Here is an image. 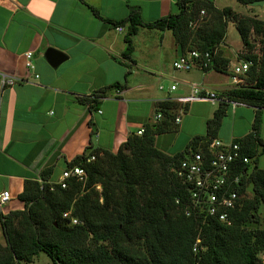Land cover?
I'll return each instance as SVG.
<instances>
[{"label":"trees","instance_id":"1","mask_svg":"<svg viewBox=\"0 0 264 264\" xmlns=\"http://www.w3.org/2000/svg\"><path fill=\"white\" fill-rule=\"evenodd\" d=\"M78 1L102 19L85 0ZM235 1L244 6L264 2ZM174 2L177 14L151 23L142 21L138 7H128L129 13L122 20H106L114 28L126 27L123 58L130 61L138 28L169 30L183 50L210 54V64L203 72L229 75L228 61L220 62L218 47L231 22L242 43L240 59L251 62L245 84L220 94L221 102L206 122L205 135L193 138L183 152L170 156L154 145L157 135L177 131L175 105L160 103L157 108L162 122L148 126L140 136H129L116 153L88 146L66 164L65 169L80 166L86 175L84 182L69 178L61 188L50 180L54 167L42 170L39 180L25 181L18 195L23 210L0 213L4 240L0 264H31L39 254L51 264H264V230L245 232L242 228L255 223L259 207L264 206V170L257 168L259 149L264 153L259 136L264 110V21L239 16L230 7L217 9L214 0ZM200 11L206 18L191 29L189 22L197 19ZM251 37L258 39L257 47ZM97 97L86 100L90 109L96 107ZM226 101L244 103L254 112L250 132L233 140L240 146L241 156L250 162L238 164L233 172L240 177V199L235 209L228 210L229 226L191 208L186 216L185 206L190 203L187 189L173 172L189 150L205 151L206 140L214 138L226 114ZM92 156L94 160L85 163ZM247 190L252 194L250 199L244 197ZM64 213H69L68 218H62ZM72 219L77 224H72ZM196 239L200 244L194 253Z\"/></svg>","mask_w":264,"mask_h":264},{"label":"crops","instance_id":"2","mask_svg":"<svg viewBox=\"0 0 264 264\" xmlns=\"http://www.w3.org/2000/svg\"><path fill=\"white\" fill-rule=\"evenodd\" d=\"M85 2L104 20L94 17L78 0H0V194H9V201L0 207L3 215L23 210L18 195L24 182L39 180L42 170L54 167L50 180L58 182L66 164L88 146L116 153L129 136L160 124V103L174 104L173 123L175 118L179 122L176 132L157 135L154 145L170 156L183 152L193 138L205 135L206 122L219 104L193 96L192 85L219 99L232 87L231 74L227 82L215 81L213 77L225 73L214 70L202 71L199 78L190 75L198 68L174 70L179 43L169 30L138 28L130 61L123 58L126 27L118 32L106 20H122L128 7H138L142 21L151 23L177 14L174 0ZM260 3V11L253 4L245 6L246 13L230 8L239 16L264 21V2ZM213 5L224 8L215 1ZM224 47L223 42L218 47L220 62L227 60L229 68L231 59L222 52ZM48 48L66 57L56 68L44 58ZM28 52L32 69L26 67ZM187 52L182 49V54ZM242 53L239 58L234 56V66L242 61ZM2 77L13 83L2 86ZM94 95L99 97L90 109L86 100ZM206 104L214 108L201 112ZM226 104V113L231 107L232 114L239 115L242 130L237 131L234 124L229 133L221 135L220 123L214 138L219 136L223 142L245 137L254 117L248 111L253 108L244 103ZM157 114L161 118L155 120Z\"/></svg>","mask_w":264,"mask_h":264},{"label":"built area","instance_id":"3","mask_svg":"<svg viewBox=\"0 0 264 264\" xmlns=\"http://www.w3.org/2000/svg\"><path fill=\"white\" fill-rule=\"evenodd\" d=\"M204 11H200L198 18L189 22L191 29L196 28L198 22L202 20ZM116 31L122 32L123 27H116ZM32 54L26 53V67L32 69L33 66L30 63ZM210 54L199 53L196 50L188 51L186 54H182L173 63L172 67L177 71L188 72L193 68H198L201 71L207 68L210 64ZM251 66L250 61H240L231 69V88H237L245 84L246 73ZM37 78V76H35ZM13 83L12 79L1 78V85H10ZM162 89V87H159ZM171 91L175 90V86L170 87ZM118 93V91H116ZM191 94L193 96H199L212 103L221 100L217 98L216 94L209 92L206 89L197 85H192ZM100 113V112H99ZM155 120L161 118L160 114H157ZM175 124L179 122L178 118L174 119ZM143 133L142 130L137 132L140 136ZM207 146L205 151L199 149L194 152L189 150V154L186 155L179 164L173 169L174 175L182 186L187 189L189 205L185 206V215L190 214L191 208L196 214H202L215 217L217 221L225 225H230L228 218V210L235 209L237 201L240 199L238 195V189L240 188V177L234 176L233 172L238 164H248L250 160L241 156L240 146L234 141L223 142L216 138H208L206 140ZM94 160V157L86 159L85 163H90ZM69 178H75L78 182H84L86 175L84 170L80 166H73L72 168L65 169L60 175V179L57 184L61 188H65V180ZM9 201L8 192H2L0 194V207L5 205ZM69 213H64L62 218H68ZM72 224H77V221L72 219ZM200 240L196 239L193 244L192 251L195 253L198 250Z\"/></svg>","mask_w":264,"mask_h":264},{"label":"rangeland","instance_id":"4","mask_svg":"<svg viewBox=\"0 0 264 264\" xmlns=\"http://www.w3.org/2000/svg\"><path fill=\"white\" fill-rule=\"evenodd\" d=\"M215 4L218 7H233L238 13H246V9L244 5H240L238 4L235 0H214ZM252 6H254L253 8L258 11L259 10V6H262V3L260 4H253ZM260 11V10H259ZM264 12V11H263ZM264 14L262 13L261 16H263ZM202 20H204L206 17L205 15H203V17H201ZM204 18V19H203ZM250 40L255 43V46L257 47V40L255 37H251ZM223 45L225 46L223 48V51L228 58L231 59V64H230V69L233 68L234 66V56H236L237 58H239V54L243 51H241V47H242V43L239 37V34L237 33V30L235 28V25L231 22H228L226 25V32H225V36H224V40H223ZM236 54V55H235ZM228 68V69H229ZM202 74V71L200 69H193L192 71H190V75L191 77H195V78H199V76ZM224 75V74H223ZM226 76V77H225ZM228 74H225L224 77H213L215 81H230L229 77H227ZM222 78V79H220ZM203 111L201 112H208L211 109H213L214 107L211 104H206L203 105ZM250 116L253 113V110L251 108L248 109ZM235 124L234 128L239 131L242 130V123L240 121L239 115L234 116L232 114V108L229 107L228 108V112L226 113V116L223 117L222 122H221V126L219 129V133L221 135H225L227 133H229V131H231L233 129V125ZM249 127V126H248ZM247 127V129L249 130V128ZM202 129V128H201ZM259 136L260 138L264 141V110L262 111L261 114V126H260V132H259ZM218 139L222 140L221 137L218 136ZM260 149H259V156H258V160H257V168L260 170H264V153L261 154L260 153ZM253 169V165L250 166L249 172ZM97 190H99V187H96ZM245 198L250 199L252 198V194L250 192V190H247L245 195ZM256 222H251L248 223L246 225H244V231L247 232L249 229H260V230H264V206H260L258 209V212L256 214ZM0 244L4 245V240L2 238V234H1V229H0ZM260 259L263 258L262 255L259 256ZM31 264H51L50 260L44 255V254H39L38 256H36L33 260V262Z\"/></svg>","mask_w":264,"mask_h":264},{"label":"water","instance_id":"5","mask_svg":"<svg viewBox=\"0 0 264 264\" xmlns=\"http://www.w3.org/2000/svg\"><path fill=\"white\" fill-rule=\"evenodd\" d=\"M182 55V46L177 45L176 48V57L179 58ZM44 58L48 65L52 68L58 67L62 62L65 61L66 57L59 51L52 48H48L44 53Z\"/></svg>","mask_w":264,"mask_h":264}]
</instances>
